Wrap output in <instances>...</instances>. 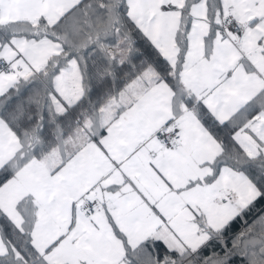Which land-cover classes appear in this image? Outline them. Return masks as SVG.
Instances as JSON below:
<instances>
[{"label":"snow or ice","instance_id":"snow-or-ice-1","mask_svg":"<svg viewBox=\"0 0 264 264\" xmlns=\"http://www.w3.org/2000/svg\"><path fill=\"white\" fill-rule=\"evenodd\" d=\"M0 264H264V0H0Z\"/></svg>","mask_w":264,"mask_h":264},{"label":"trees","instance_id":"trees-1","mask_svg":"<svg viewBox=\"0 0 264 264\" xmlns=\"http://www.w3.org/2000/svg\"><path fill=\"white\" fill-rule=\"evenodd\" d=\"M140 45L143 46V41H140Z\"/></svg>","mask_w":264,"mask_h":264}]
</instances>
